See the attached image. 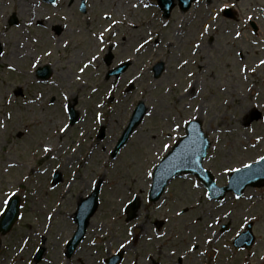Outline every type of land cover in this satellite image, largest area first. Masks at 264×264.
<instances>
[{
  "label": "rangeland",
  "instance_id": "1",
  "mask_svg": "<svg viewBox=\"0 0 264 264\" xmlns=\"http://www.w3.org/2000/svg\"><path fill=\"white\" fill-rule=\"evenodd\" d=\"M81 1L0 0V213L11 192L22 198L24 213L7 235L0 234V264H106L120 249L122 264H213L232 257L227 245L246 221L257 219L264 235V188L217 204L200 181L183 175L152 203L147 173L194 119L211 140L203 165L218 184H227L230 170L264 155V20L263 39L252 38L245 22L222 19L201 37L210 14L237 0H203L188 13L176 9L167 20L155 0H86L87 14ZM237 3L246 17L255 15L256 4L264 10V0ZM12 15L17 25H10ZM112 46V66L133 60L118 79L106 78L104 57ZM185 59L189 63L181 67ZM159 61L166 69L155 78L152 67ZM43 65L53 70L47 81L35 77ZM75 100L80 121L71 126L67 106ZM139 102L147 114L113 157ZM65 125L68 131L60 132ZM102 128L105 137L99 138ZM44 146L53 151L44 152ZM56 171L63 181L54 186ZM95 186L101 187L98 210L85 241L67 259L77 204ZM134 198L140 208L128 221L126 207ZM219 221H231L223 235ZM190 244L197 250L189 251ZM40 246L44 256L35 263Z\"/></svg>",
  "mask_w": 264,
  "mask_h": 264
},
{
  "label": "water",
  "instance_id": "2",
  "mask_svg": "<svg viewBox=\"0 0 264 264\" xmlns=\"http://www.w3.org/2000/svg\"><path fill=\"white\" fill-rule=\"evenodd\" d=\"M161 7L165 11V16L169 17L172 8L175 6L174 0H159ZM230 13V10H226ZM17 18L13 16L10 23L16 24ZM2 48L0 46V53ZM164 69L163 63H159L155 67V76L158 77ZM121 69L116 71L119 74ZM51 73L48 66L38 70V75L42 78H47ZM145 106L140 103L132 117V120L124 131L122 138L118 142L114 155L126 144L129 136L133 132L134 128L140 123L145 115ZM69 112L71 116V124L76 123L78 119V113L74 110V105L69 106ZM103 136V133H101ZM210 143L201 129V122H190L187 127V136L182 138L173 150L163 159L160 165H158L154 172L153 186L150 192V199L157 201L163 194L169 181L175 176L184 173L192 172L203 179L210 189L214 191L215 184L212 176L209 172L205 171L202 167V161L206 155L207 148ZM61 180L59 174L55 175L54 182L57 183ZM264 182V161H259L251 165V168H244L240 171L233 172L231 174L229 186L221 189V195L230 190H235L237 194H241L246 186L262 185ZM99 188H96L94 192L86 199L82 200L79 204L75 221L78 228L67 245V255L71 257L77 246L84 240L87 227L89 225L91 217L94 215L98 207V195ZM138 208V200L132 202L129 206V219L135 216V211ZM20 202L17 196L10 199L5 212L0 217V232L6 234L11 230L14 223L19 217ZM43 255V249H40L36 255V260H41ZM118 256H114L108 260L109 264H115V260Z\"/></svg>",
  "mask_w": 264,
  "mask_h": 264
},
{
  "label": "snow or ice",
  "instance_id": "3",
  "mask_svg": "<svg viewBox=\"0 0 264 264\" xmlns=\"http://www.w3.org/2000/svg\"><path fill=\"white\" fill-rule=\"evenodd\" d=\"M197 3H199V0H197ZM138 6V5H137ZM144 7H148V5H144ZM235 7V5H233V4H229V3H223V6L222 7H219V11H216L214 14H210V22H207V23H205L204 24V26L202 27V30H201V33H200V36L201 37H203L206 33H209L210 32V30H211V28H212V26H213V24H212V22H216L217 23V25H219V21H220V19H221V13L222 12H224L225 13V15H227V12L225 11L226 9H228V8H234ZM107 18V17H106ZM249 21H252V19H253V17H251V16H249L248 18H247ZM241 23H243V22H241ZM106 31H111V28L109 27V28H107V29H105ZM234 35H235V37L237 38V39H239L240 37H242V35H243V33L241 32V31H234ZM98 40L100 41V43H103V40H104V37H103V34H101L99 37H98ZM145 43H147V40L145 41ZM144 47V44H141L140 45V48H143ZM193 47L195 48V49H200L201 48V45L199 44V43H195V42H193ZM137 50H139V49H137ZM48 55H51V53H48ZM237 55H242L241 53H237ZM243 58V57H242ZM95 59H97V57H95V56H93L92 57V60H95ZM92 61L90 60L89 61V64L91 63ZM189 63V60H187V59H185V60H183V63L180 65L181 67H184L185 65H187ZM260 63L262 64V65H264V60H262V61H260ZM86 67H88V65L86 64V65H84V67H82L81 69H80V71L81 72H83L84 71V69L86 68ZM242 71H244V72H246L248 69H247V66L245 65L242 69H241ZM193 75H195V73H193V72H188V76H193ZM77 79H80V77L79 76H77ZM245 79H246V77H245ZM190 87V86H189ZM65 99H67V97H65ZM177 128H179V125H177L176 126ZM68 131V126L67 125H65V126H63V127H61L60 128V132H67ZM81 135H83V133H81ZM171 147V145H168V144H165L164 145V148L165 149H168V148H170ZM43 151L44 152H46V153H49V152H52L53 151V149H51V148H49V147H47V146H44L43 147ZM73 151H75V149H73ZM52 159H55V157H52ZM262 161H264V156H262L261 158H260ZM245 167H248V168H251V165H245ZM235 171H240V169H235ZM147 175L148 176H152L153 175V173H151V172H148L147 173ZM25 179H27V178H25ZM197 187H198V185H197ZM9 195V197H11V196H15L16 195V192H11L10 194H8ZM9 204V198H5V200H4V202H3V206H7ZM0 214H2V213H0ZM180 213H178V215H179ZM150 240L152 239V237L151 236H149L148 237ZM210 242V241H209ZM129 243H131V241H129ZM121 247H125V245H121ZM197 250V245L196 244H190L189 245V251H196ZM172 255H175V253H173Z\"/></svg>",
  "mask_w": 264,
  "mask_h": 264
},
{
  "label": "flooded vegetation",
  "instance_id": "4",
  "mask_svg": "<svg viewBox=\"0 0 264 264\" xmlns=\"http://www.w3.org/2000/svg\"><path fill=\"white\" fill-rule=\"evenodd\" d=\"M259 39L261 36L257 35ZM257 37V38H258ZM129 43V42H128ZM134 49V48H133ZM257 221H246L244 225V230L249 226V224L252 227V230L254 231L255 237H254V243L250 248H247L248 245L243 246L242 248L234 247L233 257L224 258L225 260H216L213 264H264V235L259 232L257 228ZM231 227V221L227 223H221L219 227L220 232H226ZM260 233H258V232ZM228 259V260H227ZM182 259L179 260V263H182ZM156 264H159V262H156Z\"/></svg>",
  "mask_w": 264,
  "mask_h": 264
},
{
  "label": "bare ground",
  "instance_id": "5",
  "mask_svg": "<svg viewBox=\"0 0 264 264\" xmlns=\"http://www.w3.org/2000/svg\"><path fill=\"white\" fill-rule=\"evenodd\" d=\"M48 147V146H47ZM57 150V149H56ZM59 151V150H58Z\"/></svg>",
  "mask_w": 264,
  "mask_h": 264
}]
</instances>
